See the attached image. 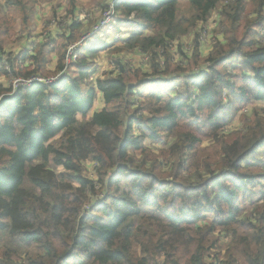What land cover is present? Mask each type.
<instances>
[{"label": "trees", "instance_id": "16d2710c", "mask_svg": "<svg viewBox=\"0 0 264 264\" xmlns=\"http://www.w3.org/2000/svg\"><path fill=\"white\" fill-rule=\"evenodd\" d=\"M2 1L28 27L26 1ZM186 1L187 18L177 15L179 0L112 1L118 23L131 26L115 52L149 55L150 72L117 57L101 75L94 59L104 43L67 61L66 42L85 26L75 7L68 28L15 54L3 47L9 22L0 16L1 74L47 77L49 63L60 74L53 83L0 84V264H215V256L264 264V115L221 133L243 104L264 100V0ZM110 2H97L90 17ZM215 9L217 41L203 65L177 75L168 47ZM200 44H178L177 57L197 58ZM148 76L174 85L154 91L141 84Z\"/></svg>", "mask_w": 264, "mask_h": 264}, {"label": "rangeland", "instance_id": "374dc122", "mask_svg": "<svg viewBox=\"0 0 264 264\" xmlns=\"http://www.w3.org/2000/svg\"><path fill=\"white\" fill-rule=\"evenodd\" d=\"M28 7L26 6L27 10L31 11L30 19L28 21V27L25 28L23 17L18 15L15 12H12V7H9L8 5H5L4 1L0 0V16H2L3 20H6L9 22L8 26L4 24V28H8V35L3 36L5 38L3 47H5V51H8L10 54L19 53L21 49L24 46H27L29 50L31 49H38L39 42L41 40H47L54 35L58 34L60 30L63 28H68L69 24L72 20V14L69 13V11H73L75 7V12L73 16H76L78 19H81L84 21L85 26L82 28H76L73 32L76 36L75 42H66L67 46L71 43L72 45L80 43L83 39H85V43L83 45L84 48H91V46L98 47L99 44H106L107 47L102 51L99 50L98 53L100 54L99 59L96 60V63L100 64V74L106 75L111 72V66L107 62L106 59L109 60H115L117 57L121 58V62L123 64H126L128 67H133L136 63V61H140L141 63H145V66L143 67V70H148V72L151 71L149 60L146 59V61H142L140 57L136 54H133L132 51L127 52L125 55H119V52H115L118 50L116 48V44H113L114 41L119 37L122 36V34H127L131 26L128 24H120L118 23L116 19V13L110 20H106L105 13L103 14V11L105 9H102L99 13H96V18L93 19V17H90L92 14V10H94L95 5L97 2H109V6L112 5V1L114 0H25ZM71 1H73L74 5L71 6ZM108 6V7H109ZM107 7V8H108ZM106 8V9H107ZM32 9V10H31ZM190 6L189 3L186 0H179V3L177 4V15L178 17H184L187 18L190 15ZM219 15V9L213 10L205 23L199 24L196 23L194 26H192L188 31H186L184 34L180 35V38L177 39L175 43L171 47H169L167 50L174 58L171 66V69H174V73L177 75L181 73L182 71L188 70L193 71L198 69L199 66L203 65L205 58V53L208 51V49L211 48L212 42H216V37L220 35L222 32V25L219 23V20L221 17ZM89 20V22H85V20ZM103 20V24L101 29L98 31H95V34L90 35V31L93 29L95 25H99L98 21ZM93 21V23H92ZM92 23V24H91ZM98 23V24H97ZM186 19L181 20V24L185 25ZM6 25V26H5ZM88 25H91L89 28ZM203 25V30L200 29V27ZM261 32H264V29L261 30ZM51 41V40H50ZM195 42H201L200 49H198V57L194 58L191 57L189 59H181L177 57L176 54L177 48L176 46L180 43H182V49L191 50L193 48V44ZM52 42V48L55 50L56 46H58L60 39H57L56 42ZM210 42V43H209ZM117 47H122V45L118 42ZM66 46V47H67ZM82 48V47H81ZM81 48L79 49V53L82 52ZM175 55V56H173ZM146 58V57H145ZM162 58H160V64H162ZM93 60V59H92ZM235 58H233L229 63V65L233 64L235 62ZM182 62V63H180ZM134 63V65H132ZM165 67V66H164ZM48 70L51 69V73L48 76V78L55 77L56 73L53 72L52 64L49 63ZM231 73L236 72L233 70H229ZM72 72V71H71ZM149 76L147 79H145L141 84H143L146 87H151L153 90L161 89V88H168L174 85V80L172 78H166L165 81H148ZM177 80V79H176ZM175 80V81H176ZM8 83V77L0 73V84L1 83ZM178 88L176 89V93L184 94L186 90L183 88V84L181 85V79H178V83L175 86ZM146 89V88H145ZM190 90V89H188ZM226 96L227 92L225 94H222L223 102L226 103ZM100 102L96 99L94 103V109L100 107ZM264 115V100L263 101H249L240 108V111L237 113L234 119H232L228 125L229 127H226L223 132L221 133H228L234 129L241 130L245 126L247 127L249 124H254L257 121H259ZM220 133V134H221ZM145 143H148V140H144ZM210 139H206L205 142H203L201 145L203 147H208L210 144ZM163 144H160V147ZM153 146H158L153 145ZM264 150V148L260 149ZM158 150H155V153H157ZM140 155H137L139 157ZM263 158V156H261ZM84 166V174L92 177L93 175V163L90 161H87L83 164ZM53 170L60 171L62 170L59 166H51ZM257 180L253 181V184ZM253 185V186H254ZM257 186V185H256ZM254 186V188H256ZM99 194L98 196H100ZM100 198V199H99ZM103 196L98 197L96 202L92 205V207L95 205L97 206L98 203L102 200ZM91 207V208H92ZM89 211V209H88ZM91 212V211H90ZM96 213V212H95ZM218 235V234H217ZM214 235V236H217ZM227 241L221 240L217 242V247L220 249L219 255L222 256ZM221 251V253H220Z\"/></svg>", "mask_w": 264, "mask_h": 264}, {"label": "built area", "instance_id": "2783aa9c", "mask_svg": "<svg viewBox=\"0 0 264 264\" xmlns=\"http://www.w3.org/2000/svg\"><path fill=\"white\" fill-rule=\"evenodd\" d=\"M112 5H110L107 9H105L104 11H103V14L105 13V18H106V20H107V22H108V20H110V18H112L113 16H114V14H115V11L113 10V8L111 7ZM100 22V23H99ZM98 23H99V25H95L94 27H93V29L90 31V35H93V34H95V31H98L99 29H101L102 28V26H100L101 24H103V20H99L98 21ZM97 23V24H98ZM86 41H85V39H83L80 43H78V44H75V45H72L73 43H71V44H69L68 46H67V48H66V60L67 61H71V58H75L76 57V55L79 53L78 51H79V49L81 48V47H83V45H84V43H85ZM176 41H174L173 43H175ZM173 45V44H172ZM171 45V46H172ZM170 46V47H171ZM169 48V47H168ZM187 50V49H186ZM187 51H189V50H187ZM140 57V59H142V61H146V59H148L149 58V55H146V56H144V57H141V56H139ZM146 57V58H145ZM141 64H145V63H141ZM6 69H7V71H9V69H8V67L6 66L5 67ZM58 78H60V74H56L55 75V77H52V78H48V76L47 77H45V76H42V75H40V74H37V75H31L30 77H28V78H24V77H19V76H17V77H12L11 79H8V83L10 82V84L13 86V88H15V87H18V86H29V85H31L32 83H35V82H39V83H53V82H55V81H57L58 80ZM223 94H225V92H223ZM103 197H104V195H103ZM96 200H97V198L95 199V201L94 202H92V203H95L96 202ZM89 206L90 205H85L84 206V211H88V209H89ZM225 236V235H224ZM226 238H227V236H226ZM214 260H215V264H219L222 260H223V257H218V256H215L214 257Z\"/></svg>", "mask_w": 264, "mask_h": 264}, {"label": "crops", "instance_id": "0c3cea01", "mask_svg": "<svg viewBox=\"0 0 264 264\" xmlns=\"http://www.w3.org/2000/svg\"><path fill=\"white\" fill-rule=\"evenodd\" d=\"M107 47V46H106ZM97 100L100 102V107L99 108H102L103 106H104V104L102 103V100L100 99V97L97 95ZM99 108H95V109H98L99 110ZM87 162V161H86Z\"/></svg>", "mask_w": 264, "mask_h": 264}]
</instances>
